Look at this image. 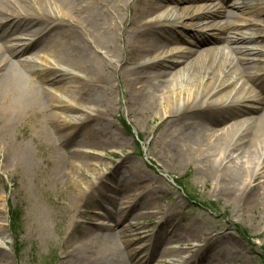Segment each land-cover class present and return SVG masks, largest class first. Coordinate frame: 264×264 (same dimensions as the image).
Here are the masks:
<instances>
[{
	"label": "bare ground",
	"instance_id": "bare-ground-1",
	"mask_svg": "<svg viewBox=\"0 0 264 264\" xmlns=\"http://www.w3.org/2000/svg\"><path fill=\"white\" fill-rule=\"evenodd\" d=\"M227 8L251 11L235 17ZM258 26L261 33H256ZM246 28L253 30L251 36ZM258 40H264V0H0V174L15 176L30 160L26 143L9 135L15 129L29 135L25 124L36 120V132L53 139L57 179L74 184L75 201L102 188L99 195L108 193L111 203L130 183L138 185L128 205L106 209L107 221L63 249L61 262L147 264L157 246L129 220L131 212L144 206L153 216L172 215L153 197L161 190V177L132 174L127 182L122 172L113 184L106 175L84 188L88 176L80 178L76 171L97 170L90 159L94 153L78 147L73 159L64 148L73 137L63 135L64 129L77 134L117 110L120 84L125 104H130L128 114L157 119L149 148L158 147L172 165H192L211 195L237 209L261 205L264 211V58L247 57L248 42ZM117 42L125 44L119 52ZM128 48L134 50L131 56ZM250 50L264 54V44ZM47 55L52 61L42 67L40 60ZM241 78L244 83L238 84ZM93 130L101 133L106 127ZM115 138L107 143L126 142L120 135ZM101 145L108 144L97 147ZM3 198L0 192V214ZM157 222L166 223L161 217ZM184 230L186 239L201 237ZM4 234L0 226V264H10ZM203 236L205 243L188 256L174 258L178 249L165 246L157 264H196L200 251L206 254L202 264H234L231 249L214 248L216 234ZM156 239L163 236L156 234ZM137 241L142 242L131 247Z\"/></svg>",
	"mask_w": 264,
	"mask_h": 264
},
{
	"label": "rangeland",
	"instance_id": "rangeland-1",
	"mask_svg": "<svg viewBox=\"0 0 264 264\" xmlns=\"http://www.w3.org/2000/svg\"><path fill=\"white\" fill-rule=\"evenodd\" d=\"M235 1L241 0H228L229 3ZM227 9L234 12L235 17L237 15L247 17L251 11L248 8ZM127 12L130 15L133 13V5H130ZM207 27L211 28V24ZM258 27L256 33H261L262 29ZM246 30L247 35L251 36L253 30L249 28ZM208 33L211 35L212 30L208 29ZM183 36L187 38L184 33ZM254 44L262 46L264 40L255 43L249 41L247 57L257 56L263 59L264 54L256 55L250 50ZM124 45L117 42V51L119 52ZM126 52L131 56L134 50L128 48ZM50 61H52L50 55L43 57L40 60L41 66L48 65ZM246 71H250V75L255 73L254 69ZM38 75H35V79L40 78ZM257 80L260 82L261 79ZM242 81L244 83L242 78L239 79L238 84ZM119 88L120 96L115 95L119 105H115L117 110L115 109L112 115L104 117L103 121L93 122L94 128H83L77 134H74L71 128H66L62 132L63 135L73 136L64 147L68 151V158L74 159L72 152L78 147L85 149L84 153L86 151L94 153L90 159L97 170L90 171L88 167H82L81 171H76L80 178L84 174L88 176V180L83 182L82 186L86 188L91 179L98 182L100 176L106 175L109 177L108 182L113 184L114 178L120 176L122 172L126 174L127 182H131L129 176L131 178L132 174L156 175L162 178L161 184L155 182L160 185L161 190L153 197L163 211L170 210L172 215L153 216L144 206H138L129 217V220L138 223L146 238L151 235V245L153 242L157 246L154 257H151L147 264H157L165 246L178 249L179 252H174L176 254L174 258H179L178 253L181 256L193 254L196 248L205 243L203 235L210 232L217 235L213 242L215 249L222 251L231 249L234 252V264H262L260 259L264 253L263 206L244 210L241 207L239 209L233 207L232 203H226L224 197H216L209 193V184H205L195 175L192 165L188 167L172 165L167 162L158 147L149 148L147 142L152 138L151 129L157 119L150 115L137 119L128 114L130 104H125L126 95L123 96L121 93V84ZM34 122L36 120L25 124L29 135H24L20 129L13 130L9 135L11 140L16 138L17 142L26 143L30 149V160L22 164L15 176L9 174L7 177L0 174V192L4 195L1 201L0 226L5 230L4 236L8 237L4 244L8 250L7 260L10 264H65L59 260L63 249H71L80 235L84 234L85 237L88 235L90 227L107 221L104 217L106 209L112 211L114 208L128 205L138 185L133 186L130 183L127 191L111 203L106 200L108 193L104 198L101 197L104 192L102 188H95L93 197L86 198L85 201L77 200L79 201L77 203L72 193L74 184L64 185L57 179L60 166L54 161L56 153L52 137L36 132ZM101 127H106V130L101 133L93 130ZM119 135L125 138V144L112 146V143H107ZM103 141L108 145L97 147ZM236 153L239 156L243 155L242 150ZM116 165H119L117 169ZM98 192H101V195ZM198 200L209 202L211 205L200 206ZM160 217L166 221L162 226L157 222ZM12 220H14L12 224L15 225L13 229L10 226ZM184 229H189L201 237L186 239ZM156 234H161L163 239L158 241ZM141 242L137 241L131 247H137ZM154 245L151 246L152 249ZM200 254L203 255L202 259L197 258L196 262L202 264L206 260V254L202 251Z\"/></svg>",
	"mask_w": 264,
	"mask_h": 264
},
{
	"label": "trees",
	"instance_id": "trees-1",
	"mask_svg": "<svg viewBox=\"0 0 264 264\" xmlns=\"http://www.w3.org/2000/svg\"><path fill=\"white\" fill-rule=\"evenodd\" d=\"M179 184H182V183H179ZM197 202L200 204V206L204 205V206H209L210 207V205H211L209 202H204V201H201V200H198ZM11 214H13V211H11ZM12 222H14V220H12L11 223ZM14 226H15L14 224H11V229H13ZM260 262H262V264H264V253H262Z\"/></svg>",
	"mask_w": 264,
	"mask_h": 264
}]
</instances>
